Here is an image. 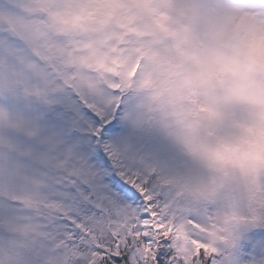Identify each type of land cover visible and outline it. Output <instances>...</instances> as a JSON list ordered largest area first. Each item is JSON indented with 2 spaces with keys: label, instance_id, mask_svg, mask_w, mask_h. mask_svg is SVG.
I'll return each instance as SVG.
<instances>
[{
  "label": "clouds",
  "instance_id": "obj_1",
  "mask_svg": "<svg viewBox=\"0 0 264 264\" xmlns=\"http://www.w3.org/2000/svg\"><path fill=\"white\" fill-rule=\"evenodd\" d=\"M0 16L19 21L0 19V108L31 119L39 91L114 116L124 163L197 239L264 220V0H0Z\"/></svg>",
  "mask_w": 264,
  "mask_h": 264
},
{
  "label": "snow or ice",
  "instance_id": "obj_2",
  "mask_svg": "<svg viewBox=\"0 0 264 264\" xmlns=\"http://www.w3.org/2000/svg\"><path fill=\"white\" fill-rule=\"evenodd\" d=\"M36 95L43 107L31 119L0 108V125L29 138L19 144L0 135L8 149L0 152V264H264V220L222 241L216 233L197 239L124 163V149L111 137L114 116L83 97ZM103 207L117 223L99 214Z\"/></svg>",
  "mask_w": 264,
  "mask_h": 264
}]
</instances>
